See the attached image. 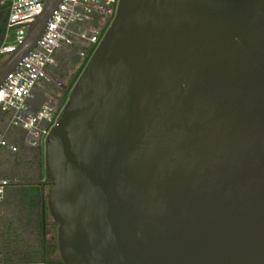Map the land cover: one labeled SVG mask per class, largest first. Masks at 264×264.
<instances>
[{
  "label": "water",
  "instance_id": "95a60500",
  "mask_svg": "<svg viewBox=\"0 0 264 264\" xmlns=\"http://www.w3.org/2000/svg\"><path fill=\"white\" fill-rule=\"evenodd\" d=\"M67 97L44 149L63 264H264V0H121Z\"/></svg>",
  "mask_w": 264,
  "mask_h": 264
},
{
  "label": "built area",
  "instance_id": "2783aa9c",
  "mask_svg": "<svg viewBox=\"0 0 264 264\" xmlns=\"http://www.w3.org/2000/svg\"><path fill=\"white\" fill-rule=\"evenodd\" d=\"M48 2L12 0L0 59L7 60L24 44L30 26ZM120 3L121 0H61L36 48L0 87V164L5 153L15 156L22 148L45 149L48 137L61 119L65 102L45 103L35 110L31 105L34 92L52 82L64 88L52 76L59 55L78 50L82 62L87 64L114 22ZM10 184L9 180L0 178V241L2 206Z\"/></svg>",
  "mask_w": 264,
  "mask_h": 264
},
{
  "label": "rangeland",
  "instance_id": "374dc122",
  "mask_svg": "<svg viewBox=\"0 0 264 264\" xmlns=\"http://www.w3.org/2000/svg\"><path fill=\"white\" fill-rule=\"evenodd\" d=\"M81 65L82 59L79 56L78 50L65 51L59 55L57 66L53 69L52 76L55 81L66 87L70 84L72 79L62 76L60 74L61 69L68 67L69 69L76 71ZM40 88L45 94L44 99L41 101L42 105L45 103L53 105L60 104V99L66 91L65 88H58L53 82L50 84H43ZM36 152L35 150H26L22 148L17 155L8 158V163L0 166V169L7 172L5 177H8L9 179H6L11 182L7 189L8 195L3 204L4 226L12 225L19 229L23 226V223H27L30 218H33L39 210L38 194L35 187L36 182H33V185L35 186H23V181L34 180L35 176H37V170L27 163L28 160H32L36 157ZM17 160L20 161V164L15 165L14 162ZM49 189L50 186H45V189H43L42 194L45 198H47ZM47 223L49 228L46 240L48 243L47 248L49 259L54 264H60L61 257L57 245L58 226L55 224L51 216L47 217Z\"/></svg>",
  "mask_w": 264,
  "mask_h": 264
},
{
  "label": "trees",
  "instance_id": "16d2710c",
  "mask_svg": "<svg viewBox=\"0 0 264 264\" xmlns=\"http://www.w3.org/2000/svg\"><path fill=\"white\" fill-rule=\"evenodd\" d=\"M11 2L12 0H0V47L6 32ZM2 63L3 60L0 59V66ZM35 152L37 153L36 157L28 160L27 163L37 170V176H35L34 180L23 181V186H35L33 182H36V186L43 187L41 189L43 192L45 186H50V181L46 175L44 150L38 149ZM14 164L18 165L20 161L17 160ZM41 195L37 196L39 197V210L33 218H30L27 223H23V226L19 229L12 225L5 227L2 234L1 252L6 264H54L49 259L46 240L45 228L47 226L46 212L48 208L47 203H45L46 212L43 215ZM60 263L63 264L62 260Z\"/></svg>",
  "mask_w": 264,
  "mask_h": 264
},
{
  "label": "crops",
  "instance_id": "0c3cea01",
  "mask_svg": "<svg viewBox=\"0 0 264 264\" xmlns=\"http://www.w3.org/2000/svg\"><path fill=\"white\" fill-rule=\"evenodd\" d=\"M4 61V60H3ZM41 88H38L35 92H34V95H33V100L31 101V105H32V107L35 109V110H37V109H39L40 107H41V101L44 99V96H45V94L43 93V91L42 90H40ZM66 95H67V93H66V91H65V93H64V95L62 96V100L60 99V104H62L63 102H64V99L66 98ZM26 150H28V149H26ZM12 155H9V154H7V153H5V154H3L2 155V158H1V164H0V166L2 165V164H6V163H8V158L9 157H11ZM6 173L7 172H4V170H2V169H0V178H2V179H6V178H8V177H5L6 176ZM9 179V178H8ZM7 195H8V193L6 192V197H7ZM6 199V198H5ZM3 207H4V205L2 206V220H1V241H0V251H1V248H2V234H3V232H4V229H5V227L6 226H4V224H3ZM3 224V225H2ZM1 257H2V264H6L5 262H4V259H3V255H2V252H1ZM61 264V263H60Z\"/></svg>",
  "mask_w": 264,
  "mask_h": 264
},
{
  "label": "flooded vegetation",
  "instance_id": "af4514ba",
  "mask_svg": "<svg viewBox=\"0 0 264 264\" xmlns=\"http://www.w3.org/2000/svg\"><path fill=\"white\" fill-rule=\"evenodd\" d=\"M85 66V61H83L82 62V65L76 70V71H74V70H71V69H69L68 67L66 68V67H64L63 69H61V72H60V74L62 75V76H65V77H69V78H71L72 80L70 81V84L68 85V86H63L64 88H65V90H66V93H67V95L68 94H70L71 93V91L73 90V88H74V86H75V84H76V81H77V79H78V77H79V75L81 74V72H82V70H83V67ZM62 68V67H61ZM67 95H66V98L64 99V102L66 103V101H67ZM36 187V191H37V196H40L41 194H42V188H41V186H35ZM38 198V200H39V197H37ZM41 201H42V203H43V205L47 202V200H46V198H45V196H43V194L41 195ZM49 214V215H48ZM46 215H47V217L48 216H51L50 215V213H49V211L47 210V212H46ZM48 228H49V226H48V223H47V226H46V237H47V232H48Z\"/></svg>",
  "mask_w": 264,
  "mask_h": 264
}]
</instances>
